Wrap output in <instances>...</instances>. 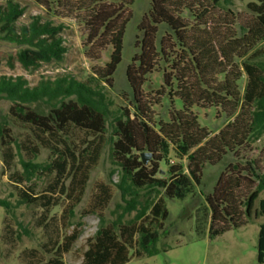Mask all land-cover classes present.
<instances>
[{
    "label": "trees",
    "instance_id": "trees-1",
    "mask_svg": "<svg viewBox=\"0 0 264 264\" xmlns=\"http://www.w3.org/2000/svg\"><path fill=\"white\" fill-rule=\"evenodd\" d=\"M33 1L55 17L81 15L82 45L89 61H101L111 49L109 61L87 80L59 76L32 86L23 76L0 77V101L10 103L8 114L0 120L3 169L19 202L39 209L35 225L44 236L40 249L23 250L18 261L66 264L65 255L82 234L80 226L71 230L73 218L108 142V121L113 114L102 83L112 86L135 0H55L57 10L50 0ZM242 1H248L247 8L255 15L258 29L247 28L242 39L249 51L264 42V0ZM220 2L151 0L150 23L144 20L139 25V53L127 68L131 104L120 108L113 118L112 157L120 180L98 182L83 211L84 216H97L100 227L88 240L80 264H128L133 259L154 256L159 229L164 228L169 217L166 198L185 200L201 185L207 165L219 164L227 153H236L252 136L264 135V70L255 64H243L247 82L241 96L238 83L243 75L229 70L231 61L221 54L219 42L209 37V6ZM24 14L25 8L14 0L0 5V34L23 47L10 58L11 66L16 61L25 71L32 72L44 65L63 63L68 52L63 37L65 24L34 16L29 25L18 26ZM184 14L196 25L188 24L182 18ZM163 27L167 34L158 40ZM263 54L258 51L251 60ZM161 62L172 64L171 72L164 70L165 86H176L174 94L168 96L183 104L181 110L174 108L166 124L154 122L152 108L159 102L147 101L143 93L147 77L157 71ZM39 102L52 106L48 115L32 108ZM212 108L219 109L228 120L213 137L201 126L194 110ZM14 128L20 131L16 136ZM43 150L50 154L45 164L37 162ZM171 151L180 160L186 159V164L164 170L160 164L167 162ZM143 153L153 156L148 165L142 162ZM47 175V187L39 192L36 180ZM114 187L121 193L125 209L117 220L108 223L107 210L115 197ZM262 193L264 169L258 160L236 163L222 174L206 199L211 213L210 237L245 227L253 216H264V199L259 200ZM143 194L148 197L144 202ZM0 207L5 210L0 242L9 258L17 248L20 234L9 216L10 204L0 200ZM55 209H60V214L54 213ZM133 212L135 217L126 221L125 217ZM258 263L264 264V223L259 231Z\"/></svg>",
    "mask_w": 264,
    "mask_h": 264
},
{
    "label": "rangeland",
    "instance_id": "rangeland-1",
    "mask_svg": "<svg viewBox=\"0 0 264 264\" xmlns=\"http://www.w3.org/2000/svg\"><path fill=\"white\" fill-rule=\"evenodd\" d=\"M8 0H0V5H5ZM25 8L24 16L18 21V26L29 25L32 17L41 16L43 21L52 20L55 24H65L63 37L68 52L63 63L44 65L37 71H25L19 63L14 61L11 66L10 58L21 51L23 47L8 42L0 34V77L2 76H23L33 86L43 79H55L59 76H70L77 80H87L94 72L103 68L109 61L111 49H108L99 62L89 61L84 54L83 49V20L81 15H75L70 18L55 17L41 5L33 0H14ZM53 6L56 8L55 0ZM248 1L242 0H221L219 5L210 4L211 19L208 22L210 26V40L219 42V50L222 55H226L229 70L234 69L243 76L238 83V90L241 96L244 93L247 77L244 72L243 64L251 63L264 70V54L257 59L251 60L258 51L264 52V42L258 43L252 50L244 45L242 40L248 33L247 28L257 29L255 15L247 8ZM151 11V0H135L132 6V19L129 22L125 36L122 52V60L117 67L116 73L112 78V86L102 83L105 86L104 93L113 115L108 121L107 137L108 142L103 151L101 161L98 167L92 172L88 183L85 197L76 210L73 218V226H80L82 234L75 243L73 250L65 255L66 264H80L83 253L87 250L88 240L93 238L99 227L100 219L95 216H84L83 211L87 208L89 200L98 182L107 183L119 182L120 171L113 162V141H114V114L131 104V90L127 79V68L131 64L133 57L139 53L137 42L141 35L138 27L142 21H149ZM188 24L196 25V21L187 14L182 17ZM150 23V21H149ZM167 34L166 28H160L158 40ZM177 50V49H176ZM217 52V50H216ZM175 55V53L173 54ZM220 58V55L217 54ZM171 62L159 64V68L147 77V82L143 88V93L147 101L155 104L152 108V119L156 124H166L170 120L171 113L174 110L183 108L182 101L178 98L169 97L168 94H174L176 86L173 89L165 86L164 70L171 72ZM173 90V91H171ZM161 94V95H159ZM10 103L0 101V120L4 118L9 111ZM32 108L43 115H48L52 106L45 102H39L32 105ZM175 108V109H174ZM199 115L201 126L210 133L211 137L216 135L227 124L228 120L219 109H194ZM20 131L14 128L15 136ZM50 158L49 151L43 150L37 162L48 163ZM258 160L259 165L264 169V135L261 137L252 136L250 141L239 148L236 153H227L221 162L215 166L207 165L202 173V183L193 190L185 200H173L166 198V205L169 210V217L164 222V228L159 229V239L155 244L157 253L152 257L142 259H133L128 264H259L258 263V238L261 224L264 223V216H253L248 220V225L240 229H233L228 233L211 238L209 235V223L211 213L207 207L206 199L213 193L218 179L222 174H227L236 163L241 165L247 162ZM153 161V156L149 163ZM186 164V159L180 160L176 154L171 151L167 162L160 164L164 170L177 164ZM21 169V166H18ZM49 175L36 180L39 192L47 187ZM28 185V184H27ZM115 197L107 210V222L117 220L124 212L125 204L119 190L114 187ZM147 195L142 196L141 201L147 199ZM264 199V193L260 199ZM0 200H5L10 204L12 213L9 215L16 228L19 231L20 239L16 250L12 256L6 258L3 252V246L0 242V264H20L19 254L25 249H40L44 241L42 230L35 225V218L39 214V209L21 204L15 189L10 184L8 175L4 172L3 162L0 155ZM259 200L256 208L259 206ZM139 208H143L140 206ZM60 209H55L54 213L60 214ZM136 212L128 214L126 221L133 219ZM5 210L0 207V238L2 235L3 220Z\"/></svg>",
    "mask_w": 264,
    "mask_h": 264
},
{
    "label": "water",
    "instance_id": "water-1",
    "mask_svg": "<svg viewBox=\"0 0 264 264\" xmlns=\"http://www.w3.org/2000/svg\"><path fill=\"white\" fill-rule=\"evenodd\" d=\"M151 157H152V154H149V153H143V154L141 155V158H142V162H143V164H144V165H148L149 160H150Z\"/></svg>",
    "mask_w": 264,
    "mask_h": 264
}]
</instances>
